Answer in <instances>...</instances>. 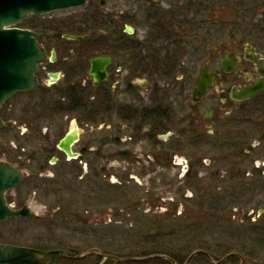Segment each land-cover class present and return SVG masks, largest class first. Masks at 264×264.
I'll use <instances>...</instances> for the list:
<instances>
[{"label":"flooded vegetation","instance_id":"af4514ba","mask_svg":"<svg viewBox=\"0 0 264 264\" xmlns=\"http://www.w3.org/2000/svg\"><path fill=\"white\" fill-rule=\"evenodd\" d=\"M107 3L100 0L98 4L100 12L96 13L105 22L97 39L85 18L79 21L87 32L74 34L85 35L82 40H67L62 33V40L55 42L45 32L47 28L58 32L55 23L35 27L46 54L38 66V88L16 94H37L44 88L41 96L22 104L24 108L35 105L36 124L43 123L42 104L46 95L51 97L49 118L54 125L50 138L54 145L44 154L48 159L30 177L23 174L21 182L41 179L40 174L52 170L53 180L67 182L70 196L82 198L80 216L88 221L95 195L107 198L104 206L98 205L100 216H105L106 207L110 209L111 197L128 203L136 195L128 176H119L115 186L106 182L110 172L102 160L132 164L133 159H147L156 169L174 163L184 167L185 163L176 187L181 191L179 199H168L164 207L151 198L140 203L153 213L148 217L152 223L167 225L164 232L156 233L164 252L153 256L168 264H264V209L255 216H218L214 214L216 196L211 195L216 188L205 183L226 174L233 181L246 180L244 190L264 192V153L259 164L248 168L256 142L248 149L240 147L247 126L253 123V131L258 133L264 127V0H133V27L127 20L123 29L120 24L107 23L105 16L113 14L104 12ZM126 26L132 33L125 31ZM139 26L142 36L136 34ZM67 30L78 32L75 27ZM44 74L47 83L42 85ZM248 92L252 93L244 96ZM66 121L68 128L63 127ZM44 127L34 128L41 133ZM85 129L89 133L103 129L97 140L101 147L92 149L86 144L76 148ZM66 135L71 137V156L58 147ZM137 144H143L146 151L134 152ZM218 149L230 150L217 158L228 166L222 173L201 172L216 164L206 158ZM19 198L15 193L6 201L19 209L27 205L26 198ZM126 207L117 210L114 206L113 214L133 212V202ZM222 223L228 224L229 232L213 231L223 228ZM170 224L176 229L170 230ZM64 251V257L74 258ZM94 253L103 260L113 257L102 251ZM168 254L179 258L174 260ZM50 255L42 257L44 264ZM128 259L133 260L122 261Z\"/></svg>","mask_w":264,"mask_h":264},{"label":"rangeland","instance_id":"374dc122","mask_svg":"<svg viewBox=\"0 0 264 264\" xmlns=\"http://www.w3.org/2000/svg\"><path fill=\"white\" fill-rule=\"evenodd\" d=\"M99 1L100 0H90L89 3H85L82 6L56 10L42 14L33 20L24 18L18 26L37 32L35 27L38 24L45 23L49 25L50 23H55L58 25L57 28L60 30V35L62 33L70 34L69 31L64 30L73 27L84 28V26L82 27L83 22L79 21V18L83 20L85 18L86 25L92 27L91 33L93 37L97 39V36L104 31L102 29V23L98 25L96 24L98 22L95 20L96 17H100L97 15V13L100 12L98 6ZM107 2L105 9H102H104L105 13H113L105 16L108 24H120V27L123 29L128 20L130 21L128 24L130 23L133 27V0H107ZM96 7L98 8L97 10ZM104 12L100 14H104ZM119 14H122V16H117ZM45 32H47L46 34L48 36L53 37L55 42L62 40L61 36H52L56 32ZM105 32L107 33V31ZM136 34L138 36L143 35L141 26L138 27ZM131 37L133 38V35ZM40 79L42 85L47 83L45 74L43 77L41 76ZM43 90L44 88H42L40 92L38 90L37 94H16L7 99L0 107V117L4 123L3 128L0 129V161L10 162L13 166L18 167L22 170L25 177H30L36 168L43 163V160L48 159L44 158V154H47V149L54 145L53 138H50V136L52 137V127L54 125V121L49 118L50 104L52 101L51 97L45 94L47 100L45 102L43 101L42 104V108H45L43 111L45 116L44 119H42V124H36L39 117L35 112L36 108L33 110L32 104L27 105L25 108L22 107L23 103L26 105L25 102L28 99L41 96L39 93L42 92L41 94H43ZM3 108H5V113H7L6 119H3ZM254 115H257V113L253 114V117H256ZM63 118H61L60 121ZM40 125L45 126L41 133L34 128L36 126L40 129ZM69 126V121H66L65 125H63L64 128H68ZM252 126L253 123L247 126V135L240 140V143H243L240 146L241 150L248 149L251 143L256 142L253 153L250 154V161L251 159L252 161L249 163L248 168H252L253 163L259 164L263 159V156L260 157L261 152L264 153V127H261L263 132L258 133L255 130L253 131L254 126ZM102 130L103 129L99 132L89 133L85 129L80 136L81 140L79 144L76 145V148L79 149L86 144H90V148L92 149L101 147L97 140ZM8 139H10V141ZM3 140L5 144H1ZM7 142H9L10 146H8ZM136 146V150H133L134 152L143 153L146 151L143 144H137ZM228 151L230 150L223 149L220 151V149H218L215 153L210 155V158L207 157L206 161L214 159L216 160V164L201 169V172L210 173L213 170H220L222 173L223 169L228 165L225 166V164L218 163L219 161L217 158L228 153ZM102 163L105 164L106 170L110 172L109 177L106 178V182L109 180L110 184L112 183L111 185L115 186L116 183L119 182V176L124 178L128 176V183L131 185L133 192H136V195L132 196V199L129 200L128 203H125L123 199L111 197L113 203L109 205L110 209L108 210L106 207V209H104L105 216H100L98 205L103 204L101 206H104V202L107 198L103 200L98 195H95L92 200L95 205H90L89 209L91 210L89 214L86 215L87 221L80 216L82 215L83 209L82 198L70 196L65 185V180H61L62 183H65L64 185L56 182L52 179L54 174L53 171L49 170L43 175L40 174V176L41 179H46L50 181V183L52 182V195L45 192L42 187L32 188L31 185L27 183L29 182L28 179H26L25 183L23 181L18 187L6 192L5 199L14 197L15 193L19 194L22 199L26 198V204L31 211L37 214V218L31 221L8 218L1 222L0 242L28 246L40 250H68L69 254L74 257L66 258L58 253L51 254L50 257H48V264H91L93 259H91L89 255H95L94 252L96 251L101 252L100 248L106 247L107 243H114L120 248L125 247L123 254L128 255L133 254L132 250H129L133 239L139 237L143 238L144 235L149 237L148 234L157 236L154 230L148 232L152 226V221L149 220L148 217L151 216L152 218L153 213L148 212L149 207H142L143 204L140 203L144 202L147 198H151L155 200V202L161 203L164 207L167 205L168 199H179L181 191H178L179 189L176 187L181 177L180 175H182L186 168L185 163L183 165L184 167L178 166V163H174V165L171 164L165 169H156L149 160L139 158L133 159L132 164L116 159H111L109 161L102 160ZM180 163H182L181 160ZM58 175L59 177L61 176L60 171H58ZM245 181H233L229 179L226 174L223 176L221 174V177L219 176V179H216V181L205 182L206 185L209 183V186H213L214 189L216 188L215 192L211 195L216 196L214 199L217 200L215 206H217L218 210L223 208V210L218 213L230 216L245 214L255 216L258 210L264 209V192L261 191V189L244 190L243 185L246 183ZM262 181L264 182V180ZM106 182L104 186L110 188L109 184ZM249 185H251V183ZM113 186L112 189L114 188ZM187 193L190 194V192ZM9 201L8 199L7 203ZM132 202V213H130V210H126V212L125 210H119L116 214H113L115 212V209H113L114 206L117 210L121 208L126 209V206L130 207ZM261 215H264V211L263 213L261 212ZM71 217L77 219L70 220L69 218ZM227 225L226 223H222L221 227L223 226V228H218L216 226L217 228L213 231L219 234L229 232L230 230L226 231Z\"/></svg>","mask_w":264,"mask_h":264},{"label":"water","instance_id":"95a60500","mask_svg":"<svg viewBox=\"0 0 264 264\" xmlns=\"http://www.w3.org/2000/svg\"><path fill=\"white\" fill-rule=\"evenodd\" d=\"M86 2L87 0H0V107L14 94L38 88V66L46 58L45 51L38 42L40 34L20 28L18 25L26 16L38 18L42 14L56 10L79 7ZM132 30L130 26L125 27L127 33H132ZM62 37L67 40L86 38L85 35L68 33L63 34ZM98 60V58L93 60V63ZM49 76L53 77V74ZM251 93L248 92L244 96ZM3 126L0 117V129ZM70 145L71 137L66 135L59 142L58 147L71 156ZM22 180V170L8 162L0 161V223L11 217H37L27 205L13 209V204H7L5 193L16 188ZM55 253L65 255V251L60 249L40 250L0 242V264H44L42 257ZM103 257L109 256L103 255Z\"/></svg>","mask_w":264,"mask_h":264},{"label":"trees","instance_id":"16d2710c","mask_svg":"<svg viewBox=\"0 0 264 264\" xmlns=\"http://www.w3.org/2000/svg\"><path fill=\"white\" fill-rule=\"evenodd\" d=\"M101 19V20H100ZM99 25V23H103L105 22L103 20V18L101 17H96L95 19ZM50 30V28H47V31ZM75 30H78V32L76 31H70V30H64V31H69L71 34H83L87 31H85V29L83 28H75ZM50 32V31H49ZM47 33V32H46ZM60 30L58 32L55 33V35L58 37L60 36ZM40 43V41H39ZM33 93V92H32ZM33 106V110L36 108L35 105ZM36 112V110H35ZM2 115H3V119H6L7 116L4 115V110L2 111ZM10 141V139H8ZM1 144H5L4 140L1 142ZM8 146H10L9 142H7ZM2 147V146H1ZM21 167V166H20ZM28 184L31 185L32 188L35 187H42L44 188L45 192L49 193L52 195V187L53 185L50 183V181H47L46 179H36L34 181H30L27 182ZM59 183H61L62 185H66V188L68 189V185L67 182L65 181V183H62V181H60ZM51 189V190H50ZM69 190V189H68ZM21 202V201H19ZM216 210H214V214L216 215H221L220 211L223 210V208H220L218 210V208H215ZM26 220H32V219H26ZM152 223V222H151ZM170 226L172 228H169L170 230H175V226L173 224H170ZM167 225H165L164 223H152V226L150 227V229L148 230V232H151V230H154V232L159 233V232H164L166 230ZM147 237L146 235L142 237H139L137 239H133L132 240V244H131V248L129 250H132L133 254H123L125 251V247L122 249L118 246H113V245H106V247L104 248H100L102 252L107 253L112 255L113 257H109L107 259H102L99 256H94V255H89V257L92 260L91 264H168V261H166V259L164 258H155L153 257V255H156L158 253H163L164 251H162L163 245L161 244V240L157 238V236H152V234H148ZM68 251V250H67ZM69 253V251H68ZM170 258L172 259H176L179 258L177 256H174L172 254H168ZM127 258H132L133 260L131 261H122L123 259H127ZM121 259V260H119ZM102 260V261H101Z\"/></svg>","mask_w":264,"mask_h":264}]
</instances>
